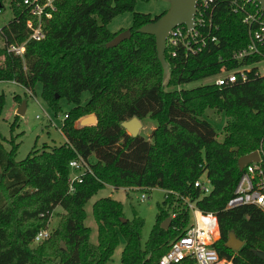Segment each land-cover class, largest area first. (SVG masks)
<instances>
[{
	"label": "trees",
	"instance_id": "obj_1",
	"mask_svg": "<svg viewBox=\"0 0 264 264\" xmlns=\"http://www.w3.org/2000/svg\"><path fill=\"white\" fill-rule=\"evenodd\" d=\"M20 1L0 0V10L7 3L12 15L0 28V40L6 44L25 39L26 15ZM136 1L59 0L43 21V39L25 44V70L21 71L18 58L4 55L0 82H15L30 93L39 84L40 98L54 116L60 112L59 100L72 107L63 113L61 145L36 148L34 143L24 159L15 161L18 145L10 138L5 150L0 142V264H109L118 235L123 240L119 264H158L190 225L183 199L215 217L218 239L212 247L221 258L233 264H264L258 258L264 254V213L253 206L225 209L240 174L237 159L253 151L264 137V77L249 76L244 83L221 88L209 83L189 90H164L233 68L231 54L246 43L240 16L221 4L214 20L216 44L194 55L178 48L170 57L166 49L168 72L161 85L154 39L135 31L165 11L154 17L133 13ZM125 12H132L130 38L106 48L123 31L111 33L107 24ZM84 92L88 97L81 104ZM13 100L21 101L17 96ZM3 101L0 93V113ZM205 111L225 116L221 141L202 118ZM90 114L95 126L77 127L78 120ZM16 118L10 132L17 126ZM131 118L155 123L147 139L130 137L120 127ZM77 156L87 161L91 174L83 176L70 193L68 162ZM202 175L210 184L207 195L193 187ZM105 186L165 191L143 244V221L125 219L120 203L110 197L99 198L91 206L97 235L95 244L88 242L83 206ZM56 207L61 209L57 227L33 244ZM170 213L175 217L162 230L160 224ZM229 232L243 243L238 251L224 247Z\"/></svg>",
	"mask_w": 264,
	"mask_h": 264
},
{
	"label": "built area",
	"instance_id": "obj_2",
	"mask_svg": "<svg viewBox=\"0 0 264 264\" xmlns=\"http://www.w3.org/2000/svg\"><path fill=\"white\" fill-rule=\"evenodd\" d=\"M59 0H21L18 4L26 15L24 21L25 39L20 43L6 44L0 40L2 51L0 60L4 55H11L21 61V71L24 67V47L27 42H39L44 37L43 21L50 18L55 11ZM224 4L233 15L240 16V22L246 30V43L233 52L229 60L235 63L231 69L221 72L210 78L216 87L229 86L235 82L244 83L249 76L264 77V12L255 0H196L192 16V27L176 26L165 40V50L170 57L175 56V50L181 49L185 54L194 55L207 46L217 43V25L215 13L219 5ZM1 12V10H0ZM17 85L15 82H10ZM18 86V85H17ZM66 116L63 117L65 119ZM255 153L257 161L244 166L239 172L237 182L231 197L225 203V209L239 206H253L264 213V137L257 147L250 153ZM249 153V154H250ZM71 172L67 179L68 192L73 186L82 181V177L91 174L87 161L81 157L68 162ZM193 187L201 195L210 192V184L204 175L198 178ZM165 191H163V196ZM145 196L141 195L140 200ZM192 222L182 234L175 239L158 260V264H233L230 260L221 258L213 249L212 244L218 237L216 219L211 214L199 212L193 203L182 200ZM175 217L170 213V220ZM49 233L43 229L33 237V244L46 239Z\"/></svg>",
	"mask_w": 264,
	"mask_h": 264
},
{
	"label": "rangeland",
	"instance_id": "obj_3",
	"mask_svg": "<svg viewBox=\"0 0 264 264\" xmlns=\"http://www.w3.org/2000/svg\"><path fill=\"white\" fill-rule=\"evenodd\" d=\"M168 5L159 0H137L134 4L132 12L149 14L151 17L157 16L166 11ZM132 12H125L114 17L106 26L107 30L111 33L119 30H126L131 25ZM12 19V15L7 3H3L0 12V28L5 26ZM2 61L0 60V63ZM168 72V71H167ZM167 78V75H166ZM165 78V81H166ZM164 81V83H165ZM211 83V79H204L194 81L186 84H181L172 87H165V91H179L189 90L205 84ZM0 93L3 94L4 101L0 113V142L5 150H9V141H12L18 146L15 151V161H20L25 158L27 153L35 144L36 148L41 145L58 146L64 143V138L59 131L63 113L70 110L72 107L64 100H59L60 112L57 115L46 107L40 98V85L34 87V92L30 93L22 87L14 85L10 82H0ZM17 96L21 102L25 103V109L21 116L16 115V111L20 103H16L13 98ZM88 97V93L81 94V104ZM17 116V126L12 132L9 130V125L14 121ZM207 122L211 124L216 135V140L221 141L223 138V126L225 125L226 118L223 114H217L214 111H205L202 115ZM140 123L138 134L147 139L150 132L155 127V123L148 118L143 119ZM4 140V141H3ZM144 195L145 199L140 200V196ZM110 197L121 205V213L127 220L133 217L139 218L143 221L140 230V242L143 244L154 224V214L156 204H159L163 198V191L160 189H151L148 193L135 189H118L105 186L103 189L97 191L90 197L83 206L84 219L83 226L89 230L88 242L90 244L96 243V223L93 219L91 206L94 201L99 198ZM61 212L59 207H56L52 212V217L46 224L45 230L50 234L52 230L57 227V215ZM189 222H192V217H189ZM216 240L218 237L215 238ZM34 246V245H32ZM123 249V240L118 235V244L114 249L109 264H119V258Z\"/></svg>",
	"mask_w": 264,
	"mask_h": 264
},
{
	"label": "water",
	"instance_id": "obj_4",
	"mask_svg": "<svg viewBox=\"0 0 264 264\" xmlns=\"http://www.w3.org/2000/svg\"><path fill=\"white\" fill-rule=\"evenodd\" d=\"M168 5V9L159 16L155 21L143 25L135 32L141 35H149L154 39L156 59L161 67V85H164V81L168 71V64L164 60L165 51V40L167 34L176 26H184L186 29L192 27V16L194 13L196 0H159ZM259 5L260 9L264 12V0H255ZM130 38V32L128 29L117 33L109 42L105 44L106 48L116 47L119 43L128 40ZM25 109V103L21 102L16 115L21 116ZM95 126V118L92 114L85 116L78 120L77 127H91ZM120 127L126 132L130 137H135L138 135L140 129V123L137 119L131 118L128 121L122 122ZM257 161L256 154L250 153L244 155L237 159L236 165L238 171H240L244 166L254 163ZM122 222L125 219H121ZM170 218L167 217L161 224L160 228L166 230L169 226ZM60 247L63 249L61 243ZM243 243L238 240L233 232H229L227 239L224 243V247L230 251H238L242 247ZM258 258L264 262V254L259 253Z\"/></svg>",
	"mask_w": 264,
	"mask_h": 264
},
{
	"label": "crops",
	"instance_id": "obj_5",
	"mask_svg": "<svg viewBox=\"0 0 264 264\" xmlns=\"http://www.w3.org/2000/svg\"><path fill=\"white\" fill-rule=\"evenodd\" d=\"M139 135V134H138Z\"/></svg>",
	"mask_w": 264,
	"mask_h": 264
}]
</instances>
